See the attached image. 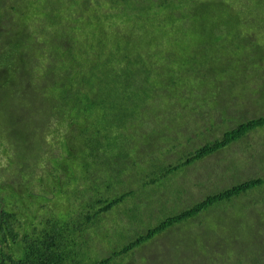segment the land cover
Segmentation results:
<instances>
[{"label":"trees","instance_id":"obj_1","mask_svg":"<svg viewBox=\"0 0 264 264\" xmlns=\"http://www.w3.org/2000/svg\"><path fill=\"white\" fill-rule=\"evenodd\" d=\"M251 171L264 0H0V264H113L234 216L250 228Z\"/></svg>","mask_w":264,"mask_h":264},{"label":"rangeland","instance_id":"obj_2","mask_svg":"<svg viewBox=\"0 0 264 264\" xmlns=\"http://www.w3.org/2000/svg\"><path fill=\"white\" fill-rule=\"evenodd\" d=\"M255 89L251 90L255 91ZM259 101L261 105L262 100ZM239 147V144H235L232 149L238 150ZM249 176L264 177V172L251 171L247 177ZM233 218L240 217L234 216ZM235 219L227 220L228 229L220 232L192 236L187 235L190 233L178 232L168 237L164 236L162 239H157L136 249L128 258L121 261L115 260L113 264H264V216L260 217L259 222L255 221L256 218L250 217V228L246 229L238 228ZM104 224L107 226L113 224L116 227L115 230L120 231L123 226L128 225V221L121 217H113L111 220H106ZM103 228L104 230L101 229V232L96 233V238H103L112 244L116 232H107L106 226ZM80 241L82 242L80 246L82 254L88 252L92 257L100 255V251L95 247L99 242L90 244L88 238H83ZM190 241L195 242L197 246L194 248L185 247V243ZM97 246L102 248L101 244ZM108 254L109 251L106 250L100 256Z\"/></svg>","mask_w":264,"mask_h":264}]
</instances>
